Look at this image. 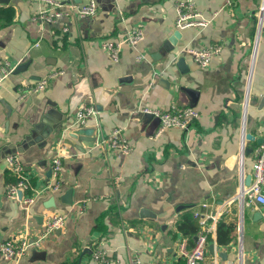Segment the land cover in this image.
<instances>
[{
  "label": "crops",
  "instance_id": "0c3cea01",
  "mask_svg": "<svg viewBox=\"0 0 264 264\" xmlns=\"http://www.w3.org/2000/svg\"><path fill=\"white\" fill-rule=\"evenodd\" d=\"M56 1L69 9L92 0ZM93 1L96 16L56 25L34 21L40 5L30 0L0 3V64L12 66L0 81V243L38 240L45 216L57 213L68 217L65 227L18 264H100L93 259L98 249L107 264H186L180 246L186 240L188 250L195 247L200 219L252 182L264 131V0ZM180 3L208 25L177 28ZM139 25L144 41L126 46L118 61L102 49L103 41L121 40ZM213 45L222 49L206 68L187 54ZM140 54L146 59L138 61ZM40 80H47L44 90L27 92ZM82 104L99 112L105 136L122 130L132 147L126 159L96 146L94 118L70 128ZM173 105L194 108L199 119L188 130L158 134L160 121L140 112ZM61 151L67 156L60 191L45 192L28 208L6 196L15 181L7 155H18L41 188ZM262 208L232 204L221 222L236 225L234 238L219 245L218 224L208 233V255H218L219 264H264ZM186 218L196 233L180 228ZM0 264L15 263L0 255Z\"/></svg>",
  "mask_w": 264,
  "mask_h": 264
},
{
  "label": "built area",
  "instance_id": "2783aa9c",
  "mask_svg": "<svg viewBox=\"0 0 264 264\" xmlns=\"http://www.w3.org/2000/svg\"><path fill=\"white\" fill-rule=\"evenodd\" d=\"M31 2L40 5V11L37 16L34 17V21L40 25H56L60 24L64 19H76L81 20L85 18H91L97 14V5L92 0L88 4H82L77 6H71L66 9L68 5L60 3L56 0H30ZM227 6L232 5L231 0H225ZM178 19L176 21V27L179 29H186L190 27H205L209 22L201 20L199 14L195 8L189 3H180L177 5ZM264 11V8L263 10ZM64 32H69V28L64 26ZM145 39V32L142 25L134 27L125 38L114 41L105 40L101 43V47L108 55L115 61L120 59V55L126 46L137 47ZM38 46V43L36 44ZM222 47L219 45H213L205 47L199 50L188 49L187 54L192 56L194 62L201 68H206L210 65L212 58L218 55ZM146 59L145 54H140L138 61ZM12 72V66L9 61H4L0 64V81L8 77ZM47 86V80H40L36 85L27 89V92L37 93L44 90ZM25 95H22V98ZM141 113L150 114L154 118L160 121V129L158 134H161L170 128H180L182 130H188L197 119H199V113L191 107H179L173 105L170 110L161 111L158 109L144 108ZM100 114L93 105L82 104L73 121L71 127H83L87 123L88 119L94 118L96 120V129L93 134L95 135V144L98 148L106 152H115L120 158L126 159L132 152V147L128 140L123 136V132L120 129H116L110 135H104L100 129L99 122ZM254 161L252 166V182L249 186L241 187L240 191L231 200L225 202L224 206L215 213H210L204 218L200 219L201 230L199 231L196 239L195 247L192 250H188L186 246V240L182 242L180 246V254L185 258L186 264H219V256L215 255L210 257L207 252L208 248V233L216 231L217 225L221 222L222 218L231 211L232 204L236 202H242L243 206H260L264 207V131L261 133V139L259 145L254 150ZM66 154L61 151L55 155L51 162V181L49 184L38 188L31 184L30 179L24 172V165L21 159L16 154L7 155L6 162L11 170L15 181L9 183L6 186V196L9 199L20 201V204L24 208L32 206L36 200L45 192H58L62 187V173L64 168V159ZM120 178H116V186ZM22 192L23 196L19 200L18 193ZM196 217L199 215L196 213ZM45 228L38 240L31 242L27 237L20 240L11 239L0 243V255L10 263L18 264L28 250L40 243L47 236L53 234L58 230H62L67 222L66 215L60 214H48L45 216ZM210 221V222H209ZM93 259L100 264H107V253L102 250H95L93 253ZM131 264H140V262L134 258Z\"/></svg>",
  "mask_w": 264,
  "mask_h": 264
},
{
  "label": "trees",
  "instance_id": "16d2710c",
  "mask_svg": "<svg viewBox=\"0 0 264 264\" xmlns=\"http://www.w3.org/2000/svg\"><path fill=\"white\" fill-rule=\"evenodd\" d=\"M186 226V227H185ZM189 226H193V233L198 231V227L195 229V223L191 218H186L181 224L180 228L183 230H188ZM236 229V225L234 224H225V223H219L217 227V235L216 240L219 245H228L232 242L233 238L232 235ZM191 230V229H190ZM192 232V230H191Z\"/></svg>",
  "mask_w": 264,
  "mask_h": 264
},
{
  "label": "water",
  "instance_id": "95a60500",
  "mask_svg": "<svg viewBox=\"0 0 264 264\" xmlns=\"http://www.w3.org/2000/svg\"><path fill=\"white\" fill-rule=\"evenodd\" d=\"M9 2V0H0V3L1 4H6V3H8ZM90 2V1H89ZM88 2V3H89ZM87 3V4H88ZM264 21V20H263ZM262 21V24L264 25V22ZM176 36H178V35H176ZM184 60V59H183ZM29 64H30V62H28L27 64H25V65H22V66H20V67H18L17 69H16V71H15V74H20V73H22V72H24V71H26L27 69H28V67H29ZM142 115H146V116H149V117H152V118H154L152 115H150V114H144V113H141ZM93 142H95V138L93 139ZM50 173H51V171H50ZM247 185L249 186L250 185V183H247ZM70 193H68V195H69ZM18 195H19V197L20 198H22V195H23V193L22 192H19L18 193ZM260 215H264V208H262L261 209V211H260Z\"/></svg>",
  "mask_w": 264,
  "mask_h": 264
}]
</instances>
